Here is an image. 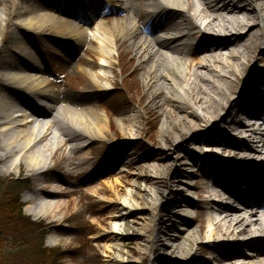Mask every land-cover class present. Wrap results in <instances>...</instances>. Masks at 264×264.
Segmentation results:
<instances>
[{"label": "bare ground", "instance_id": "bare-ground-1", "mask_svg": "<svg viewBox=\"0 0 264 264\" xmlns=\"http://www.w3.org/2000/svg\"><path fill=\"white\" fill-rule=\"evenodd\" d=\"M255 2L257 7L253 5ZM48 3L31 8L22 6L19 0H11L0 14V46L6 35H10L12 40L7 43L6 49L20 61L15 63L10 59L0 62L3 67L0 72V145L4 152L1 156L17 161L24 176L34 181L41 178L42 173L50 167L51 160L66 175L78 176L90 171L81 170L89 158L83 153L77 162L70 153L81 152L87 143L102 142L109 137L110 118L104 113H99L93 107L85 108L84 104H77L78 101L71 97L53 96L50 81L45 77L46 70L36 64L39 51L32 52L29 45H39L40 38L46 36L45 31L53 33V39H70L78 47L91 43L98 63L93 66L83 62V67L81 65L78 68L87 80L89 89L104 91L106 87L103 82L108 83L113 69L121 66V59L134 53L135 58L141 61L143 78L148 88L153 90L152 98L166 116L162 127V143L167 149L179 141L180 135L194 130L203 133L213 130L217 133L219 122L226 118L230 110L224 114L225 104L230 103L232 95L238 90V96L230 106L240 99V115L231 125H226L232 127V136L236 139L228 136L218 139L195 138L194 141L204 143L199 146L198 152L213 153L217 158L209 155L199 157L201 153H190L189 158L196 163L194 165L200 162L204 164L206 197L211 195V199L222 201L216 209L211 206L213 203L207 202L206 212L198 213L207 228L208 240L213 246H224L227 250L225 256L230 261L225 260L222 264H238L237 258L245 256L243 247L249 253L248 262L244 264H264L263 199L255 195L257 192L264 197V187L260 189L258 186H264V140L259 142L258 134L253 130L256 125L264 126V80L263 76L252 72L258 66V63H254L255 59L252 61L251 58L259 41L251 36L252 25L256 23H250L254 21L251 15L255 13L259 15L258 19L264 21V0H123L117 16L121 20L111 27L104 21V7L98 0H70L73 20L68 18V14L60 15L51 8L46 10ZM81 11L85 14L82 22L77 23ZM100 12L103 14L101 19L98 16ZM14 17H17L16 22H12ZM98 18L100 21L96 28H92ZM85 19L91 20L90 25L85 23ZM162 22L168 31L179 32L177 42L184 38H199L204 57L199 60L187 59L176 47V42H164L157 37L158 33L152 34L155 37L149 41L145 31H159L158 25ZM9 24L13 28L5 35ZM244 32L247 34L244 35ZM245 36L248 39L244 40ZM125 39L129 42L127 50L123 48ZM248 66H252V70ZM137 71L138 68L134 69L131 76ZM97 94L92 92L88 97ZM193 106L200 109L203 115L197 114ZM249 111L248 116H244ZM143 116L141 113L127 117L123 115L118 119L119 132L126 136L132 134V128L141 132L143 129L137 124ZM195 118L198 122H195ZM154 120L151 117L149 122L153 123ZM201 123H205V128H201ZM262 132L264 134V128ZM153 171V168H142L141 178L129 195L130 208L148 209L153 214L165 199V191L149 187ZM225 177L230 179L231 187L224 183ZM96 187L89 190L94 191ZM35 193L40 200L39 206H35L42 213L50 215L53 221H62L63 217H58V214L69 205L64 207L59 197L74 194L75 191L50 183L39 188L34 183L27 201L30 202ZM223 193L224 200L221 197ZM192 194L188 191L186 196ZM187 204L186 208H192L193 200H188ZM127 209L113 215L116 226L108 237L118 253L109 257L108 263L119 264L134 258L132 251L123 243L127 237L125 234L140 235L143 240L142 251L153 253L150 240L145 237L147 227L152 223H145L143 219L130 220ZM185 214H189V210L182 211L180 216ZM189 219L188 216V220H185L187 226L190 225ZM159 221V218L154 217L151 222ZM160 230L165 234L164 226ZM215 231L220 236L232 238V241L213 242ZM194 234L185 238L184 255L180 254L181 245H177L178 252L174 254L181 255L177 262L185 261L188 264L193 257L194 264L201 263L195 254L198 238ZM107 249L111 250L108 245ZM216 263L219 264L218 258ZM201 264L205 263L202 261Z\"/></svg>", "mask_w": 264, "mask_h": 264}, {"label": "rangeland", "instance_id": "rangeland-1", "mask_svg": "<svg viewBox=\"0 0 264 264\" xmlns=\"http://www.w3.org/2000/svg\"><path fill=\"white\" fill-rule=\"evenodd\" d=\"M10 1L0 0V14ZM102 1L107 3V5H111L114 9L122 3L121 0H111L113 3L106 0ZM19 2L22 6L31 8L49 2V7L46 10L51 8V10L58 11L62 15L65 8H68L66 3L69 1L19 0ZM259 3L257 2V4ZM253 5L257 7L256 2ZM112 15L115 17L111 16L106 21L110 27L121 20L117 17V13L113 12ZM251 16L254 18V21H250V23H256V25H252L251 36H255V39L259 41L258 48L256 47L251 58L252 61L255 59L254 63H258V66L252 72L255 75L263 76L262 80H264V73L262 71L264 70V34L262 32V30L264 31V21L258 19L259 15L257 13ZM14 18L12 22H16L17 17ZM12 28V24L6 26L5 35ZM52 34L50 31H45L44 35L46 36L40 38L41 45H39L45 49L46 53L44 52V56L49 59L54 68H56L55 66H60L63 68V72L67 71L71 76L69 77V85H60L61 89L53 88L56 91H61L58 93L59 96H72L76 101L84 104L85 108L93 107L99 113L101 112L108 116L110 118V133L109 137L105 138L104 141H91L87 143L85 150L70 153L73 158L77 159V162L80 155L85 153L89 158V162L84 164L81 170H85L84 172H86L90 169L89 172L81 173L78 176H68L62 171V168L55 165V162L51 160L50 167L42 173L41 178H37V181L24 176L23 172L19 169L17 161L11 158H3L1 155L4 152L0 145V179L23 181L24 189L20 194L21 202L24 205L23 214L34 222L45 224L47 227L45 246L62 253V258L59 261L60 264H114L107 262L109 257L118 253V250L113 247L111 239L108 237L116 226V219L113 215L115 212H120L121 210L124 212V209L130 208L128 204L129 195L141 178L142 168L148 167L154 170L149 187L165 191V199L157 206L153 214L152 211L142 208H130L126 212L130 213V220L137 221L138 219H143L145 223H152L147 227L145 237L150 240L153 253L142 251L143 240L140 235L125 234L127 237H125L123 243L132 251L134 258L131 261L119 264H186L185 261L177 262V259L181 255L174 253L178 252L176 251L177 245H181L182 253L180 254L184 255L183 246H185V238L193 236L194 233L198 238L197 246H195V254L198 261H201V263L203 261L205 264H217V258L219 264H222L225 260L230 261L225 256L227 250L224 246L220 247V249L213 246V243L208 240L207 228L198 216L199 212H206L205 208L208 207L207 202L213 203L211 206L216 209L219 208L222 201L220 202L218 198L211 199V195L206 197L208 193L204 192V182H207L203 172L204 164L200 162L194 165L196 163H193L189 156L190 153H201L198 152V148L204 143L194 141L195 138L218 139L221 136L235 138L232 136V127L226 125H231L232 118L242 102L239 99L233 106H230L238 96L237 93L239 91L237 90V93L232 95L229 104H225L224 114L230 110L226 118L221 119L219 122V128H217L219 131L217 133L213 130L205 133L194 130L191 133L189 132V134L180 135L179 141L170 149H167L162 143V127L166 121V116L159 110L156 101L152 98L154 96L153 90L148 88L143 78L144 70L140 66L141 61L135 58V54L132 53L124 60L121 59V66L113 69V74L110 75L108 83L103 82V85L106 87L104 91L94 88L89 89L87 88V80L78 68L82 65V61H84L85 65L91 64L94 66L98 63L94 50H91V47H89L90 44L85 43L78 47L71 42L53 39L51 38ZM246 34L244 32V35ZM245 39H248V36H245ZM11 40L12 38L7 34L6 39L1 43L0 62L10 59L17 61L18 58L11 56L6 49L7 43L11 42ZM123 48L125 50L129 49V42L126 39ZM30 49L35 51L34 44H30ZM85 51L87 52L86 59L84 58ZM114 56L117 59L116 55ZM230 56L229 54L228 57ZM45 58H43V61ZM248 67L249 70H252V66ZM136 68H138V71L131 76V73ZM2 70L3 67L0 66V72ZM48 70L49 74H52V69ZM53 88L52 90H54ZM92 92L98 94L92 96V98L88 97ZM167 108L170 109L169 106ZM193 108L197 114L203 115L200 109L194 106ZM148 111L149 114H147ZM190 111L188 109L189 113ZM178 112L180 111L178 110ZM135 113L144 114L141 122L137 124L143 130L137 132L136 128H132V134L123 135L119 132L118 119L122 118L123 115L127 117ZM151 117L152 119L153 117L155 118L153 123L149 122ZM194 120L198 122L196 118ZM201 124H203L201 128H205V123ZM47 154H50V152ZM201 154H199V157H202L200 156ZM235 161H238V159H235ZM177 166L179 168L174 170L173 168ZM195 167H197V171L192 173L191 170ZM188 175L191 176L189 177L190 179L194 180L195 185L189 187L193 192V207L189 209V214L185 215V220H188L189 216V226L192 227L187 226L188 222L183 224V219L177 218L178 212H181L178 209L182 205L178 202L176 203V201L178 198L180 200V194H182L181 187L185 186L183 182ZM34 183L39 188H42L44 184L50 183L63 189L75 191L74 194H66L59 197L64 207L67 204L69 205L68 208H63L62 212L60 211L58 214V217H63L62 221H53L50 215L42 213L39 207L35 206H39L40 204L36 193L32 196L33 199L30 202L27 201L31 197L30 193H32ZM95 186L98 187L94 191L89 190ZM100 187L101 189H99ZM212 197L214 196L212 195ZM221 197L222 200L226 199L225 194L221 195ZM152 215L160 219L159 223L151 222L154 218ZM175 220L179 221L178 225H174L177 224ZM162 226L165 227V234H163V230H160ZM176 226H182L179 232L174 229ZM167 227L171 228L168 229ZM214 237L213 242L215 243L232 241V238L220 236L218 232H216ZM246 240L250 239L246 238ZM107 245L111 250L107 249ZM242 252L245 256L237 258L238 264L248 262V250L243 247ZM194 260L195 258L192 257V261L188 264H194Z\"/></svg>", "mask_w": 264, "mask_h": 264}, {"label": "trees", "instance_id": "trees-1", "mask_svg": "<svg viewBox=\"0 0 264 264\" xmlns=\"http://www.w3.org/2000/svg\"><path fill=\"white\" fill-rule=\"evenodd\" d=\"M21 180L0 179V264H60L62 253L44 247L46 226L23 214Z\"/></svg>", "mask_w": 264, "mask_h": 264}]
</instances>
